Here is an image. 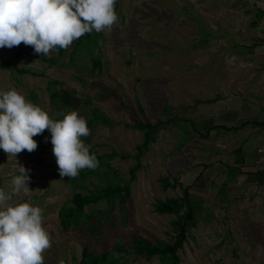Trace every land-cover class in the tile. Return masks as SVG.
I'll return each instance as SVG.
<instances>
[{"label": "rangeland", "instance_id": "1", "mask_svg": "<svg viewBox=\"0 0 264 264\" xmlns=\"http://www.w3.org/2000/svg\"><path fill=\"white\" fill-rule=\"evenodd\" d=\"M114 7L119 19L110 32L93 30L67 50L40 55L23 43L0 48V56L16 67L0 66V92L14 88L53 120L77 111L91 130L81 137L91 145L90 154L110 164L109 173L104 165L81 169L75 177L79 181L61 177L46 129L33 137L38 147L32 153L25 150L15 157L0 149L4 189L11 191L20 165L30 170L31 192L13 196L9 205L27 202L43 209L42 227L52 245L43 253L44 264H82L85 248L110 250L116 243H129L134 234L172 241L177 217L160 214L155 206L181 197L183 187L190 186L194 218L177 250V264H264V178L246 187L240 175L233 184L221 176L223 165L235 160L236 135L250 136L249 125L239 133L204 134L211 117L237 109L232 102L225 106L227 96L255 79L245 76L243 83L237 75L246 64L232 54L234 13L226 11L219 20L211 10L218 8L216 0H116ZM21 68L32 73L19 72ZM140 122L151 123L149 130L158 127L155 140L138 158L145 137ZM204 165H210L212 174L202 184L196 178ZM216 176L219 181L212 187ZM166 177L182 185L164 188ZM110 183H129L130 196L112 207L105 199L85 207L88 214L96 211L97 231L84 224L63 228L59 213L64 204L72 206L76 193ZM128 257L118 264H164L159 254Z\"/></svg>", "mask_w": 264, "mask_h": 264}, {"label": "clouds", "instance_id": "2", "mask_svg": "<svg viewBox=\"0 0 264 264\" xmlns=\"http://www.w3.org/2000/svg\"><path fill=\"white\" fill-rule=\"evenodd\" d=\"M115 4L116 0H0V48L23 43L40 55L67 50L93 30L110 32L119 19ZM60 115L63 119H51L14 88L0 92V149L15 157L25 150L32 153L38 147L33 137L47 129L61 177L72 179L81 169L99 167L91 145L81 139L91 134L86 119L75 110ZM29 171L20 165L11 191L0 189V264H44L43 253L52 246L42 227V208L8 203L21 192H31Z\"/></svg>", "mask_w": 264, "mask_h": 264}, {"label": "crops", "instance_id": "3", "mask_svg": "<svg viewBox=\"0 0 264 264\" xmlns=\"http://www.w3.org/2000/svg\"><path fill=\"white\" fill-rule=\"evenodd\" d=\"M216 1L218 8L211 10L215 15L219 14L217 17L219 20H224L226 11L235 14H233V17L236 23V47H233L235 51L232 54L237 57L238 61H242L243 65L246 64L245 68L242 67L241 69L239 67L237 69V75L242 78L243 83H247L243 80L247 78L245 76H252L255 79L252 81L253 85L251 86L245 87L246 84H244V89H238L235 93L230 90L234 96L228 95L223 102H225V106L231 102L235 103L234 107L237 109H230L232 113L229 115H222L221 113L224 111L222 110L217 113V118L211 117L214 127L210 124L212 127L209 125L207 132L204 134L205 137H208L211 134L215 136L219 132L228 134L236 131L239 133L245 125H249L248 133L251 130L250 136L236 135L235 160L233 163H227V165L225 163L223 165L225 167L224 173L221 172V176L226 175V179L230 180L228 181L230 184L239 183L238 178L240 175L241 182H244L242 185L249 187V185L258 182L260 178H264V0ZM229 33L226 32L225 36H231ZM250 92L252 95H250ZM229 165L233 166L230 167ZM203 167L196 178V182L202 184L212 174L210 165H204ZM216 181H219L217 176L216 179H212L211 183L209 181L210 186H215Z\"/></svg>", "mask_w": 264, "mask_h": 264}, {"label": "trees", "instance_id": "4", "mask_svg": "<svg viewBox=\"0 0 264 264\" xmlns=\"http://www.w3.org/2000/svg\"><path fill=\"white\" fill-rule=\"evenodd\" d=\"M0 66L2 68L16 69L14 65L11 64L10 60H5L0 56ZM19 72H30L32 71L21 68L17 69ZM92 122L95 119H91ZM140 128L145 130L144 141L139 145V153L137 157L143 154L144 150L149 147V143L155 140L154 131L158 127L157 124L154 125V129L149 130L151 123H139ZM47 139V138H46ZM49 144V143H47ZM90 151V150H89ZM113 156H109L112 158ZM99 160V166H105V173L110 172V164L105 163V160L102 161L101 157H97ZM139 162H137V166ZM135 168H132V173H134ZM83 175L86 176L87 172H83ZM79 181V178H75ZM182 181L179 179H171L169 177L162 179V184L164 188L173 187L175 188L178 184H181ZM85 185V184H84ZM0 189L8 191L0 186ZM184 193L181 197H172L166 200H159L156 203L155 209L160 214H173L177 219L173 222L177 233L174 235V238L170 242L165 241H152L146 237H143L139 234H134L131 241L127 244L125 243H116L110 250L106 251H95L84 249L82 264H118L119 262L127 261L129 259V254H134L136 257H145L150 258L156 254H159L161 261L164 264H177L179 261V256L177 250L183 246L184 241L187 238V234L191 228V221L194 218V209L193 205L189 199L190 195V186L183 187ZM130 196V184H106L103 187H96L95 189L88 188L87 193H76L71 199L73 202L72 206H64L60 210V222L63 228L68 229L70 226L78 228L81 224L89 227L90 230L97 231L96 221L98 220L95 212L93 214H88L85 211V207L92 203H97L101 200H106L109 202L112 207L113 203L118 200L120 203H125ZM83 221L85 223H83ZM99 222V220L97 221Z\"/></svg>", "mask_w": 264, "mask_h": 264}]
</instances>
